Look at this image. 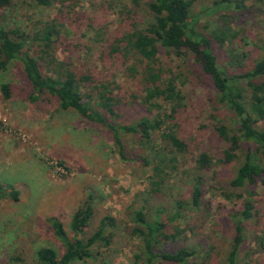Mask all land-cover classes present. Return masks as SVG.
Listing matches in <instances>:
<instances>
[{
	"label": "trees",
	"instance_id": "1",
	"mask_svg": "<svg viewBox=\"0 0 264 264\" xmlns=\"http://www.w3.org/2000/svg\"><path fill=\"white\" fill-rule=\"evenodd\" d=\"M31 1L38 7L48 8L51 5L50 0ZM59 1L63 6L57 17L39 21V26L31 34L21 27L6 30L0 24V74L7 72L10 64L19 63L30 84L29 102H38L42 96H46L48 101L53 98L59 109L73 110L88 121L104 126L111 132L120 153H123L120 134L136 138L145 156L137 154L125 159L149 167V192L156 201L158 199L151 212V220L147 219L145 208L135 211L138 224L133 232L144 246L146 264L154 261L190 264V261L196 262L202 253L205 254L202 261L208 259L211 246L202 250L196 245L181 246L172 252L163 249L164 243L174 241L186 231L174 227V232L167 233L165 228L167 224L183 218L187 212L200 211L206 187L214 181L215 168L233 162L240 155L243 160L230 182L233 191L224 194L228 200L242 198L241 210L232 216V240L225 262L238 264L241 259L251 258L255 251H264V227L251 236L247 229L248 224L257 222L260 216L256 207L257 193L251 188H257L258 182L264 184V130L255 126L256 122L264 120V55L248 67L247 52L238 51L234 46L243 27H234L231 16L222 14L215 25L204 32L208 30V24L201 28L198 22L208 13L207 9L194 13L193 0H88L96 13L102 9L104 12L114 11L121 26L117 34L109 37L103 29L96 32L102 40L96 61L103 66V73L87 69L77 71L78 67L74 68L70 61L60 60L56 51L66 31L65 20L70 19L74 24L79 19L80 14L71 4L76 5L80 0ZM246 1L219 0L213 2L212 10L225 3L227 8L246 11L249 9L245 6ZM13 2L0 0V11ZM141 10L146 17L142 22L133 18ZM259 13L264 17V6L259 8ZM88 21L90 26L92 19L88 18ZM214 44L224 48V64L216 58L212 50ZM161 49L177 58L178 63L185 64L192 58L210 79L217 102L231 113L232 127L217 119L212 124L218 139L227 145L222 158L215 159L207 151H192V140L182 136L179 116L188 108L183 90L190 79L186 73L187 64L183 71L179 66L176 71L163 67L158 61ZM119 72L127 80H134L141 86L140 99L137 95L131 99L141 103L144 113L130 119L127 124L113 121L122 115V98H118L112 87L115 83L112 79ZM0 94L5 101L11 99L10 83L0 84ZM165 104H168L167 110L163 108ZM189 157L188 189L176 194L178 196L172 193L166 203L163 190L170 181L169 174L178 170L180 158ZM236 189L239 194L234 193ZM94 194L88 193L74 211L69 223L71 236L58 219L51 217L48 220L55 238L63 247V253L58 257L52 248L41 247L36 253L39 264L83 263L100 254L101 247L110 245L113 235L110 228L115 227L112 216L102 217L96 229L88 233L95 216ZM7 195L17 198L16 191L0 185V197ZM166 208L172 209V212ZM187 229L192 231V227ZM182 238L185 239L186 235ZM248 240L254 248L242 254Z\"/></svg>",
	"mask_w": 264,
	"mask_h": 264
},
{
	"label": "rangeland",
	"instance_id": "2",
	"mask_svg": "<svg viewBox=\"0 0 264 264\" xmlns=\"http://www.w3.org/2000/svg\"><path fill=\"white\" fill-rule=\"evenodd\" d=\"M50 1L51 5L43 8L31 0H14L10 7L0 11V24L6 30L21 27L31 34L39 26V21L57 17L63 5L59 0ZM216 1L219 0H193L194 13L203 9L208 12L199 20L198 27L208 24V30H204L208 32L219 16L229 14L234 27H243L234 46L238 51L247 52L246 63L251 67L264 55V17L259 13L264 0H247L245 6L249 9L246 11L227 8L225 3L212 10ZM71 5L80 14L79 19L74 24L70 19L65 20L66 31L58 43L57 57L70 61L74 68L78 67L77 71L87 69L103 73V66L96 61L97 50L102 43L96 32L103 29L109 37L117 34L121 25L114 11L104 12L102 9L96 13L88 0ZM88 18L92 19L90 26ZM133 18L142 22L146 17L141 10ZM212 50L219 63L224 64V48L214 44ZM158 61L174 71L178 66L183 71L187 64L186 73L190 79L183 90L188 108L179 116L182 136L192 140V151H207L215 159L222 158L227 145L218 139L212 124L217 119L232 127L233 120L231 113L217 102L210 79L192 58L185 64L178 63L177 58L161 49ZM112 81L115 82L112 87L116 95L123 101L120 106L122 115L113 121L127 124L130 119L144 113L141 103L131 99L136 95L140 99L141 86L134 80H127L120 72ZM3 82L10 83L12 96L5 101L0 94V185L16 191L17 198L0 197V264H39L36 253L41 247L52 248L60 257L63 247L55 238L48 220L51 217L58 219L71 236V217L91 192L96 197L95 216L88 233L96 229L102 217L110 215L115 219V227L110 228L112 242L106 248L101 247L100 254L91 260L74 264H146L144 246L133 232L138 224L135 211L145 208L144 213L151 220L150 215L158 199L156 201L149 192V167L125 159L137 154L145 156L136 138L120 134L121 154L111 132L104 126L88 121L73 110L59 109L53 98L48 101L46 96H42L38 102H29L30 84L17 62L0 74V84ZM163 108L167 110L168 104ZM255 126L264 130V120L256 122ZM190 160V157L180 158L178 170L169 174L170 181L163 190L166 203L172 193L178 196L176 194L188 189ZM242 160L240 155L233 162L215 168L214 181L206 187L201 210L187 212L180 220L166 225L167 233L174 232V227L186 231L174 241L164 243L163 249L172 252L181 246L196 245L199 250L211 246L207 260L202 261L205 255L202 253L196 262L190 261V264H226L232 240V216L241 210L242 198L228 200L224 194L233 191L230 182ZM251 191L257 193L256 207L260 216L257 222L248 224L249 235L264 227V184L258 182L257 188H251ZM234 193L239 194V190H234ZM189 227L192 231L187 229ZM184 235L185 239L182 238ZM253 248V243L248 240L242 254ZM238 264H264V251H255L251 258L241 259Z\"/></svg>",
	"mask_w": 264,
	"mask_h": 264
}]
</instances>
